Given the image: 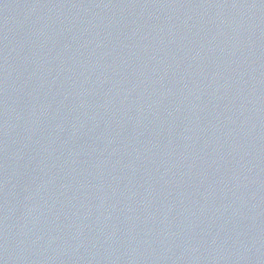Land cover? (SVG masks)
<instances>
[{"label": "water", "instance_id": "1", "mask_svg": "<svg viewBox=\"0 0 264 264\" xmlns=\"http://www.w3.org/2000/svg\"><path fill=\"white\" fill-rule=\"evenodd\" d=\"M0 264H264V0H0Z\"/></svg>", "mask_w": 264, "mask_h": 264}]
</instances>
